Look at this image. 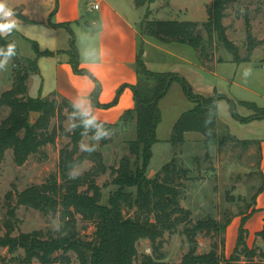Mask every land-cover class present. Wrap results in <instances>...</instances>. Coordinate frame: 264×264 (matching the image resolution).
<instances>
[{
  "label": "trees",
  "instance_id": "obj_1",
  "mask_svg": "<svg viewBox=\"0 0 264 264\" xmlns=\"http://www.w3.org/2000/svg\"><path fill=\"white\" fill-rule=\"evenodd\" d=\"M152 1L134 0V3L137 7H142ZM232 1L212 0L206 8L207 20L202 23L177 19L150 20L151 12L147 8L141 23V32L161 42L190 45L198 53L200 65L205 68L213 59L209 49L217 48L211 43L214 35L217 42L231 54L232 61L248 62L260 41L254 39L247 18L245 19L247 46L244 57L240 56L238 47L226 37V28L222 20L226 17V10ZM200 25L207 32L208 43L199 30ZM69 33L68 49L56 53L66 54L72 71L75 74L86 75L94 82L90 97L95 107L106 109L114 106L122 90L127 86L130 87L134 101L133 107L123 111L118 121L104 123L112 131L132 128L134 136L126 144L133 158L123 156L119 165L111 168L112 183L116 185V190L108 197L107 203L103 204L100 187L95 182V177L106 170L103 156L98 151L91 154L79 152V144L84 138L81 136L82 129H77L74 134L68 133L70 146H65L59 151V177L51 175L46 182L30 185L17 192L14 204L12 203L13 193L8 192L5 195L7 210L3 225L5 232L0 234V264H33L34 260L39 264H69L71 261L68 256L69 251L76 254L80 264H134L138 255L139 240L148 239L151 243H155L162 236L163 231H171L186 220L188 225L184 228V234L189 243V250L182 258L183 264H264V249L248 246L247 231L243 227L238 231L233 252L228 258L224 256L223 239L220 253L214 248L207 253H196L198 233L224 232L231 219L227 218L222 224L212 218L191 223L190 211L178 204L179 190L171 185L176 175H184L187 172L179 166L176 157H172L164 164L161 172L154 178L146 175L152 158V147L159 142L156 134L157 127L162 121L159 102L175 81L179 82L193 106L182 112L173 123L168 140L172 145L183 144L185 133L196 132L202 135L205 146L223 147L230 142L240 143L244 148L255 145L258 162H260L258 141L238 139L228 132L218 134L216 105L222 96L215 94L204 97L195 94L187 81L176 73L148 69L142 59L143 48L140 46L135 59V84L122 85L116 91L112 101L101 104L98 100L101 91L100 83L87 69L80 67L75 35L71 30ZM9 42L11 41L0 38V47H5ZM32 47L36 54L34 58L21 56L17 49V56L11 61V87L0 95V106L9 109L8 115L0 122V166L7 150H12L14 162L22 165L41 147L53 143L56 130L47 132L51 117L58 114L59 127L62 129L63 108H66L69 113L72 110L70 100L55 93L51 95L60 97L59 105L55 99L40 97V91L35 98L28 95L27 80L30 75L39 72L37 59L41 56L54 55L52 51H39L34 44ZM228 102L231 113L242 122L264 119V108H258L252 103H243L251 107L254 114L241 117L235 112V104L231 100ZM32 112L40 114L37 121L31 122ZM206 121H208L207 124ZM87 156L94 162V168L75 179H69L68 173L72 166H77ZM161 173H163L162 178ZM260 177L261 186L254 195V204H256L257 196L264 191V173L260 172ZM82 187L85 189L81 190ZM19 206L33 208L45 214H58L62 226L56 236L44 238L40 231L20 232L13 236L16 209ZM124 207H136L138 211L147 215V219L140 221L125 217ZM256 210L254 207L250 214L252 215ZM250 214L248 215L251 216ZM76 215L94 224L92 240L81 239L75 232ZM248 215H244L241 219L246 220ZM150 217H153V221L149 220ZM256 236L264 239V226L256 233ZM4 249L7 255H11L10 257L3 255ZM140 264L161 263L154 260L152 256L145 255Z\"/></svg>",
  "mask_w": 264,
  "mask_h": 264
},
{
  "label": "rangeland",
  "instance_id": "obj_2",
  "mask_svg": "<svg viewBox=\"0 0 264 264\" xmlns=\"http://www.w3.org/2000/svg\"><path fill=\"white\" fill-rule=\"evenodd\" d=\"M211 1L153 0L149 5L151 11L149 19L165 21L174 19V16L179 21L188 20L202 23L207 20L206 8ZM124 8L132 22H138L139 18L142 19L146 10L145 7L133 10H129V6H124ZM246 18L254 39L260 41L248 62L235 63L232 61L231 54L222 47L221 43L217 42L216 35L213 36L211 43L217 48L209 49L213 59L206 68L200 65L198 53L190 45L178 42H171L170 45L161 43V46H176L178 49L176 52L170 48L166 49L178 57L184 56L189 60L188 64L154 49L147 50L146 60L150 62L157 59L158 64L155 66L157 69L164 68L165 71L175 69L177 72L174 73L183 77L195 94L204 97H211L215 94L222 96L217 102L219 105L217 108L218 134L228 132L239 139L260 141L264 138V120L242 122L231 113L228 102L231 100L235 104V112L241 117L254 114L253 109L243 103H252L258 108H264V0H233L226 10V17L222 20L226 28L225 34L238 47L241 57H244L247 46ZM199 30L208 43L207 32L201 25ZM30 48L31 46H17L20 55L24 57L31 55L32 48ZM29 57L33 58V56ZM248 68L251 69V73L245 77L243 73ZM11 84L12 66L10 62L7 70L0 71V95L9 89ZM39 87V77L32 76L28 82V95L35 98ZM40 97L43 96L40 95ZM48 97L57 100L59 105V96ZM192 106L179 82H173L167 94L159 102L162 113V121L158 125L156 133L159 142L152 147V158L148 165L147 177L154 178L161 172L164 164L169 162L172 157H176L179 166L186 169L187 172L184 175H176L172 179L171 185L179 190L178 204L190 211L191 223L200 219L212 218L222 224L227 218L231 219L224 232L211 231L210 233L200 232L197 234V254L207 253L213 248L220 253L221 240L223 239L224 256L228 258L233 252L241 227L247 231L248 246L264 249V239L256 236V233L264 226V196H261L254 204V195L261 186L260 172L262 170L261 157L258 162L256 146L244 148L240 143L234 142L227 143L223 147L205 146L202 135L196 132L185 133L183 144L172 145L168 140L172 133L173 123L182 112ZM100 110L105 112L103 109ZM125 110L114 113L116 121ZM8 112L7 107L0 106V122L8 115ZM68 114L67 109L63 108L62 129L59 127L58 114L51 117L47 132L51 133L54 129L56 130L54 142L41 147L37 153L30 155L22 165H17L14 162L12 150L6 151L0 166V234L5 232L3 226L7 210L5 195L8 192L13 193L12 203L14 204L17 192L33 184H42L51 175L59 177V151L65 146H70V137L65 132ZM98 115L111 117V113ZM39 117V113L34 119L30 114L31 120L37 121ZM113 133L110 138L105 139V142L101 140L96 150L102 154L106 166L105 172L99 173L95 177V182L101 190L103 204L107 203L108 197L116 190V185L112 183L111 168H116L123 156L133 158L126 144L134 136L132 128L128 127L125 130L113 131ZM82 141L92 143L89 137H84ZM79 152H82L80 147ZM77 166L78 176H81L94 168V162L87 156ZM162 176L163 173L160 177L162 178ZM84 189L85 187L81 188V190ZM256 205L258 209L251 215L250 211ZM123 212L125 217L140 221L147 219V215L138 211L136 207H124ZM244 215L249 217L243 221L241 217ZM53 220L60 221L59 215L45 214L33 208L19 206L16 209L12 235H18L20 232L40 231L44 238L56 236L57 231L52 228ZM76 220L75 232L78 236L84 240H92L95 231L94 224L83 220L79 215H76ZM149 220L153 221V217H150ZM187 225L186 220L171 231H163L162 236L155 243H151L148 239L139 240L137 243L138 255L134 264H140L145 255L152 256L161 264H183L182 258L189 250V243L184 234V228ZM2 253L4 256H11L6 254L5 249L2 250ZM20 253L22 254L21 250ZM68 256L71 260L69 264H80L73 251H69ZM241 259L243 260L242 257ZM33 264L39 263L34 260Z\"/></svg>",
  "mask_w": 264,
  "mask_h": 264
},
{
  "label": "crops",
  "instance_id": "obj_3",
  "mask_svg": "<svg viewBox=\"0 0 264 264\" xmlns=\"http://www.w3.org/2000/svg\"><path fill=\"white\" fill-rule=\"evenodd\" d=\"M8 3L18 13L25 30L14 32L7 40L15 42L16 46H31L32 53L29 56L33 58L36 56L33 44L39 51L54 52L53 56H41L37 59L39 72L30 75L27 80L28 86L32 76L39 77L38 93L40 91L43 97L55 93L71 101L77 94L90 95L94 88V82L88 76L72 71L66 54L56 53L68 49L69 30L75 35L80 67L87 69L100 83L98 100L101 104L112 101L122 85L135 84V59L140 46L143 48L142 59L152 71L177 72L175 69L169 71H165L164 68L157 69L155 67L158 64L157 59L148 62L146 60L148 49L162 51L184 63H189L184 56L178 57L166 49L170 48L176 52L178 51L176 46H161V43L168 45L172 43L161 42L142 34L141 23L145 13L138 22H132L124 8V6H129V10L140 8L135 5L134 0H8ZM151 3L142 7L147 9ZM94 4L98 7L94 8ZM173 18L175 19L174 16ZM87 47H95L100 53L95 63L86 62L82 56V51ZM29 56L26 57L32 58ZM133 105L132 91L127 86L120 93L116 106L103 109L105 112L100 110L102 108L95 107V112L111 113V117L97 115L103 122L114 123L116 111L132 108ZM262 120L264 119H256ZM249 140L259 142L261 172L264 173V138L260 141ZM261 196H264V191L257 196L256 203Z\"/></svg>",
  "mask_w": 264,
  "mask_h": 264
},
{
  "label": "clouds",
  "instance_id": "obj_4",
  "mask_svg": "<svg viewBox=\"0 0 264 264\" xmlns=\"http://www.w3.org/2000/svg\"><path fill=\"white\" fill-rule=\"evenodd\" d=\"M35 27V26H33ZM18 13L9 5L8 0H0V38L7 39L17 31H24ZM17 56V46L15 42H9L5 47H0V71L7 70L9 63ZM82 56L86 62L95 63L100 53L95 47H87L82 51ZM251 69H245L244 76L250 75ZM71 112L67 116L65 132L74 134L77 129H82L81 136L89 137L92 143L81 141L79 147L83 152L89 154L98 149L99 142L110 138L114 133L105 123L102 122L95 112V106L90 95L77 94L71 101ZM219 108V105H216ZM208 121H206V124ZM89 133L91 135L89 136ZM79 175L78 166H72L68 173L69 179H75ZM59 220L52 221V228L58 231L61 228Z\"/></svg>",
  "mask_w": 264,
  "mask_h": 264
},
{
  "label": "water",
  "instance_id": "obj_5",
  "mask_svg": "<svg viewBox=\"0 0 264 264\" xmlns=\"http://www.w3.org/2000/svg\"><path fill=\"white\" fill-rule=\"evenodd\" d=\"M31 116H32V118L34 119V118H36L37 113H36V112H32V113H31ZM31 122H34V120H31Z\"/></svg>",
  "mask_w": 264,
  "mask_h": 264
},
{
  "label": "built area",
  "instance_id": "obj_6",
  "mask_svg": "<svg viewBox=\"0 0 264 264\" xmlns=\"http://www.w3.org/2000/svg\"><path fill=\"white\" fill-rule=\"evenodd\" d=\"M94 8H97L98 7V5L97 4H94V6H93Z\"/></svg>",
  "mask_w": 264,
  "mask_h": 264
}]
</instances>
